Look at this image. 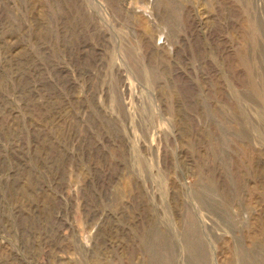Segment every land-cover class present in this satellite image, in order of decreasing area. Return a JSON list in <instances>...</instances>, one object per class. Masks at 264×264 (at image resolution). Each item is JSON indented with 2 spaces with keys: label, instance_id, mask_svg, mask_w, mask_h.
I'll list each match as a JSON object with an SVG mask.
<instances>
[{
  "label": "rangeland",
  "instance_id": "1",
  "mask_svg": "<svg viewBox=\"0 0 264 264\" xmlns=\"http://www.w3.org/2000/svg\"><path fill=\"white\" fill-rule=\"evenodd\" d=\"M0 264H264V0H0Z\"/></svg>",
  "mask_w": 264,
  "mask_h": 264
}]
</instances>
